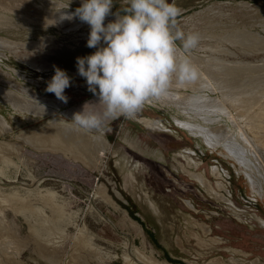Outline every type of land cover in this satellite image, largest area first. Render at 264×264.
Wrapping results in <instances>:
<instances>
[{"label": "rangeland", "instance_id": "374dc122", "mask_svg": "<svg viewBox=\"0 0 264 264\" xmlns=\"http://www.w3.org/2000/svg\"><path fill=\"white\" fill-rule=\"evenodd\" d=\"M81 3L0 0V38L14 47L0 45V116L7 123L0 118V264H126L133 252L168 264H264L260 184L217 145H231L233 136L234 147L245 150V132L264 153V127L250 130L244 119L264 109V0H175L178 26L201 37L190 53L199 79L174 82L173 101L149 100L133 118L107 120L96 132L71 122L83 109L103 112L76 67L77 57L96 51L87 47L90 26L78 17L65 25L34 21L75 13ZM123 6L114 0L112 12ZM54 67L71 78L67 103L46 91ZM208 99L233 116L200 112ZM45 103L54 112L38 115L33 108ZM189 170L230 203L205 191ZM130 202L140 222L124 208Z\"/></svg>", "mask_w": 264, "mask_h": 264}, {"label": "clouds", "instance_id": "9594fccd", "mask_svg": "<svg viewBox=\"0 0 264 264\" xmlns=\"http://www.w3.org/2000/svg\"><path fill=\"white\" fill-rule=\"evenodd\" d=\"M113 6L114 0H82L75 13L62 16L89 25L87 47L96 49L76 58L79 76L103 105L102 113L83 109L73 114L71 122L85 132L100 131L105 121L120 116L133 118L149 100L169 96L174 82L187 85L199 79L190 53L201 37L178 26L181 9L175 0H124L116 13ZM109 15L115 20L105 25ZM54 71L46 91L67 103L64 93L71 78L59 67Z\"/></svg>", "mask_w": 264, "mask_h": 264}, {"label": "bare ground", "instance_id": "6f19581e", "mask_svg": "<svg viewBox=\"0 0 264 264\" xmlns=\"http://www.w3.org/2000/svg\"><path fill=\"white\" fill-rule=\"evenodd\" d=\"M29 7V6H27ZM53 7V6H52ZM34 11H36V9H32ZM66 15V13H63V12H58L56 14H53V19L51 20H44L43 21V18H35V22L36 20H40L41 22V25H50L52 24L53 22H56L57 19H60L61 21V25H65L66 23H69V22H72L73 23V20H68V19H62V16ZM49 17V16H48ZM45 19V18H44ZM47 19V18H46ZM75 19V18H73ZM47 41V40H46ZM0 45H2L3 47H7V48H14L13 45L11 44V42L8 40H4L2 38H0ZM24 45V44H23ZM26 45V43H25ZM30 45V44H29ZM21 47V46H20ZM24 47V46H23ZM17 48V46H16ZM202 83V82H200ZM207 84V83H205ZM177 86V85H176ZM179 86V85H178ZM177 86V87H178ZM205 86V85H203ZM202 87V85L200 86ZM206 87V86H205ZM210 87V86H209ZM172 95H169L167 97H163L164 99L168 100V101H173V96L171 97ZM179 97V96H178ZM11 99V98H10ZM206 101L207 98L206 97H203L201 99V101ZM210 102L207 106H205L204 108H199L200 112L201 111H207V112H219V113H224L226 115H228V117H232L233 115L229 112L227 106H225L222 102H218L217 100H210L208 99ZM162 101V100H161ZM160 101V102H161ZM46 102H48L46 100ZM217 102V103H216ZM37 104V103H36ZM18 105V104H17ZM34 105V104H33ZM32 105V106H33ZM50 105L51 103L49 104H46L45 105H41L39 104L37 107L33 108V110L36 112L37 111V114L39 115L41 112H46L47 114L48 113H52L54 112V109L55 108H50ZM28 106V105H27ZM203 109V110H201ZM252 109V108H250ZM30 110V109H29ZM251 111V110H250ZM254 112V111H253ZM246 113V112H245ZM248 114V113H247ZM238 116V115H237ZM243 116H246V115H243ZM253 117H257L255 120H251ZM0 118L5 122V120L2 118V116H0ZM243 119V118H242ZM244 119H247L246 121V125L249 126L250 130H253V129H257L258 127H264V109L261 108L259 109L258 111L256 110V112H254V115H251L249 116V119L248 120V117L247 118H244ZM235 120V119H234ZM185 121V120H184ZM245 121V120H244ZM6 123V122H5ZM142 123L147 126L148 128H157L156 126V122L152 121V120H148V119H142ZM7 124V123H6ZM59 125V124H58ZM9 126V125H8ZM10 127V126H9ZM59 127V126H58ZM183 127L184 128H195V129H200L201 130V126L196 124V123H191V122H184L183 123ZM204 127V126H203ZM203 127H202V130H203ZM238 127V126H237ZM247 128V127H246ZM248 129V130H249ZM191 130V129H190ZM239 131H241V129L238 127ZM243 130V129H242ZM206 131V130H205ZM228 131V130H227ZM55 133V131H53L52 135ZM231 133V132H230ZM264 134V133H263ZM226 135V134H225ZM233 135V134H232ZM231 135V136H232ZM241 135V134H240ZM243 136H241L242 139H244V142L246 144V146L248 148H246L245 150H241L240 148H236L234 147V144H233V141L232 137L229 136V138L231 140H229L230 144L231 145H228L226 143H222L220 141L217 142V145H221V146H225L226 150H227V155L229 157H231V159L235 162H238L243 168L244 170L246 171L247 173V176L249 178V180H251V182L253 183V180H254V183H259L260 184V187H261V190H260V195H263L264 196V153H261V155L259 154L258 150H257V147L256 145H258V143L255 145V143L250 139L251 137H249L245 132L242 134ZM254 136V135H253ZM226 137H228V135H226ZM259 137V136H258ZM264 137V136H263ZM262 137V138H263ZM225 137H223L221 139V141L224 139ZM257 138V136H256ZM261 138V139H262ZM258 140V139H257ZM256 140V141H257ZM224 141V140H223ZM237 143V142H236ZM238 145V144H237ZM262 147L264 148V139L261 143ZM260 145H258L259 147ZM239 147V146H238ZM107 149V148H106ZM100 150H104V147L101 146ZM103 153V151L99 152V150L96 152V157L99 158V155H101ZM256 155L258 156V158L256 157ZM248 156V157H247ZM253 157L254 160H251V158L249 157ZM191 167V166H190ZM193 169L196 170V165H193L192 167ZM188 174L193 177L195 180H197L201 186H205V180L204 178L201 176V175H198L197 173H195L194 171H188ZM259 180V181H255V180ZM207 186V185H206ZM120 197V196H119ZM4 231V230H3ZM5 234H3L4 236ZM7 235V234H6ZM5 235V236H6ZM32 235V234H31ZM136 248V247H134ZM137 249V248H136ZM135 250V249H134ZM146 250V249H145ZM136 251V250H135ZM139 251V250H138ZM134 253V252H133ZM131 254L128 258H125V262L126 264H168L166 263L165 261L163 262H160L158 260L155 259H151V255L147 256V255H144V254H139V253H134V254ZM130 254V253H129ZM12 260V259H11ZM160 260V259H159ZM12 262V261H11ZM170 264V263H169Z\"/></svg>", "mask_w": 264, "mask_h": 264}, {"label": "trees", "instance_id": "16d2710c", "mask_svg": "<svg viewBox=\"0 0 264 264\" xmlns=\"http://www.w3.org/2000/svg\"><path fill=\"white\" fill-rule=\"evenodd\" d=\"M127 200L128 197H126ZM124 208L128 211V213L131 215V217H133L134 219L138 220L140 222V219L134 214L136 210H134V206H133V203H129L128 205H124ZM146 233H147V236L149 237V239L151 240V242L157 247V248H160L159 245L156 243V241L154 240L153 238V233L151 231H149L148 229L145 230ZM164 257L167 259V260H170L172 261V259L170 257H168L167 255H164Z\"/></svg>", "mask_w": 264, "mask_h": 264}, {"label": "flooded vegetation", "instance_id": "af4514ba", "mask_svg": "<svg viewBox=\"0 0 264 264\" xmlns=\"http://www.w3.org/2000/svg\"><path fill=\"white\" fill-rule=\"evenodd\" d=\"M141 122H142V120H141ZM147 127V126H146ZM148 128V127H147ZM150 129H153V128H150ZM238 166V165H237ZM204 177V176H203ZM193 178V177H192ZM194 179V178H193ZM195 180V179H194ZM204 180H205V178H204ZM197 181V180H196ZM197 183L201 186V184L197 181ZM207 184H206V182H205V186H201L205 191H207L208 193H210L212 196H214L215 198H217L218 200H222V201H224V202H226V203H230V200H229V198L228 197H226L225 195H223L222 193H220V196L219 195H217L216 196V190H214L212 187H209L208 185L206 186ZM215 187H217V185L216 186H214V188ZM218 188V187H217ZM216 189V188H215ZM219 190V189H218ZM222 192H224V190L222 191ZM259 221H261L262 222V224L264 225V220H262V219H260V218H257Z\"/></svg>", "mask_w": 264, "mask_h": 264}]
</instances>
